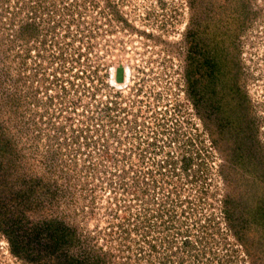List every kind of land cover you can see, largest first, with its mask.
<instances>
[{
	"label": "rangeland",
	"instance_id": "374dc122",
	"mask_svg": "<svg viewBox=\"0 0 264 264\" xmlns=\"http://www.w3.org/2000/svg\"><path fill=\"white\" fill-rule=\"evenodd\" d=\"M0 264H264V0H0Z\"/></svg>",
	"mask_w": 264,
	"mask_h": 264
},
{
	"label": "water",
	"instance_id": "95a60500",
	"mask_svg": "<svg viewBox=\"0 0 264 264\" xmlns=\"http://www.w3.org/2000/svg\"><path fill=\"white\" fill-rule=\"evenodd\" d=\"M123 76H124V70H123V67L121 65H119L117 68H116V73H115V81L116 82H123Z\"/></svg>",
	"mask_w": 264,
	"mask_h": 264
},
{
	"label": "clouds",
	"instance_id": "9594fccd",
	"mask_svg": "<svg viewBox=\"0 0 264 264\" xmlns=\"http://www.w3.org/2000/svg\"><path fill=\"white\" fill-rule=\"evenodd\" d=\"M121 84L122 83H119V82H115V81H113V87H116V88H118V89H120L121 88Z\"/></svg>",
	"mask_w": 264,
	"mask_h": 264
},
{
	"label": "bare ground",
	"instance_id": "6f19581e",
	"mask_svg": "<svg viewBox=\"0 0 264 264\" xmlns=\"http://www.w3.org/2000/svg\"><path fill=\"white\" fill-rule=\"evenodd\" d=\"M123 70H124V76H123V82H121V83H124L125 82V78H126V76H125V67L123 66Z\"/></svg>",
	"mask_w": 264,
	"mask_h": 264
}]
</instances>
